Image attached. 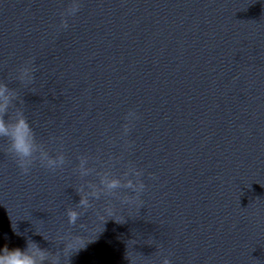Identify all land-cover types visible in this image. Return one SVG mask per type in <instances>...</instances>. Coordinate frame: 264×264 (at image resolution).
I'll return each instance as SVG.
<instances>
[{
    "label": "clouds",
    "instance_id": "1",
    "mask_svg": "<svg viewBox=\"0 0 264 264\" xmlns=\"http://www.w3.org/2000/svg\"><path fill=\"white\" fill-rule=\"evenodd\" d=\"M80 8L79 0H72L71 6L67 9L68 15H75ZM62 27L67 28V22H62ZM29 64L31 62H28ZM35 71L30 66H24L19 70L18 79L25 84H31L34 82V76L32 73ZM17 99L16 92L11 89L7 84L0 83V138H7L9 141L8 151L17 159L18 165L24 174L30 171V166L34 160L37 159V153H39L40 162L47 168L55 171L57 168L65 164V157L63 154L57 155L52 158L42 146L38 145L36 141L35 132L28 121V118L24 115L23 111L16 109L14 113L10 110L14 108V101ZM135 112H129L126 119L131 121L136 119ZM129 127L126 124L124 126V135L128 134ZM86 160H81L80 171L82 175H88V169L85 167ZM130 173L137 179L134 182L133 179L126 178L124 182L118 177H111L105 175L100 179V187L94 185H88L90 191H85L84 187L78 190L81 195V199L77 207L87 210L92 205L90 203V197L99 200L102 195H116L117 190L121 188L130 189L136 195H125L122 198V203L132 204L139 200L140 193L144 190L145 185L139 180L141 172L132 168ZM129 175L126 174V177ZM82 215L75 209H68L67 217L68 222L71 225H75ZM66 243L65 250L71 253L79 250V248H73V240ZM0 264H60V254H52L47 249L41 248L37 243L28 240L27 246L24 249L13 248L9 249L5 246L0 249ZM163 264H170V261L165 258Z\"/></svg>",
    "mask_w": 264,
    "mask_h": 264
}]
</instances>
